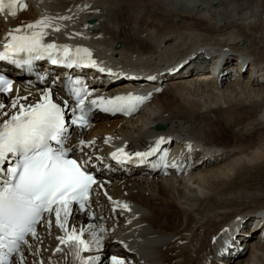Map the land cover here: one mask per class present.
I'll return each instance as SVG.
<instances>
[{
  "label": "bare ground",
  "instance_id": "bare-ground-1",
  "mask_svg": "<svg viewBox=\"0 0 264 264\" xmlns=\"http://www.w3.org/2000/svg\"><path fill=\"white\" fill-rule=\"evenodd\" d=\"M26 5L25 10L16 8L15 18L0 17V29L51 18L61 30H46L45 43H85L95 52L96 66L106 67L108 74L133 68L165 76L187 59L205 61L209 56L215 61L225 56L226 64L220 67L223 73L235 69L227 65L229 54L241 55L252 64L234 77L224 75L220 84L207 69L200 75L147 83L148 93H133L149 97L139 115L93 117V125L81 133L85 140L95 141L87 151L93 157L90 163L96 162L95 170L100 171V184L89 201L93 218L74 208L70 226L96 225L84 239L90 240L91 231H96L103 240L99 250L81 253L82 257H99L97 264H110L112 255L122 257L125 264H264V235L253 230L254 224H243L239 234L227 240L225 233L236 219L264 211L261 191L234 185L253 180L255 168L264 169V0H26ZM192 39L196 46L188 48ZM145 60L150 65H141ZM200 78L212 81L213 86L201 83ZM120 81L93 90L118 93L136 87ZM43 93L42 89H22L4 94L0 102L10 107L14 98L28 97L19 100L27 106L39 101ZM159 135L180 144L167 151L178 152L182 158L187 153L183 143L193 149L201 145L204 150H215L209 162L201 160L203 154L173 163L171 156L167 164L189 163L191 171L169 170L167 174L151 163L123 168L100 157L119 145L126 151L145 147ZM164 141L166 151L168 142ZM7 167L3 165L1 171ZM235 199H247L249 206L230 208L237 205L231 202ZM117 202H128V210L117 207ZM48 218L51 228L41 223L37 230L39 255L31 238V251L22 246L26 264H79L68 249L55 252L56 236L61 233L54 215ZM121 231H126L133 244L122 241ZM15 261L13 256L11 264Z\"/></svg>",
  "mask_w": 264,
  "mask_h": 264
},
{
  "label": "snow or ice",
  "instance_id": "snow-or-ice-1",
  "mask_svg": "<svg viewBox=\"0 0 264 264\" xmlns=\"http://www.w3.org/2000/svg\"><path fill=\"white\" fill-rule=\"evenodd\" d=\"M18 2L20 10H25L27 5L23 0H8L7 4L5 0H0V14H4L7 8L5 19L15 18ZM48 28L53 32L61 30L51 18L11 28L4 37L0 61H7L17 67H31L34 60L47 58L52 64H66L68 67L96 66L87 48L77 47L73 50L68 45L45 43ZM56 52L62 55H54ZM75 84L79 85L80 81H75ZM11 85L10 80L0 77V93H10ZM71 91L75 107L71 109L70 125L84 128L88 124V112L91 111L90 108L86 109L85 101L91 92L83 86H74ZM148 98L129 94L107 100L92 99L88 103L99 106L104 112H130ZM21 99L27 100L28 97L14 98L10 107L0 102V165L6 161L11 163L0 174V264H10L9 258L13 256L16 257L15 264H26L22 246H26L29 251L33 247L28 237L36 242V254L39 255L41 241L37 225L43 223L50 229L52 221L48 217L53 215L55 227L61 233L56 236L58 245L55 252L68 249L79 264H97L99 257L85 258L81 255L93 248L99 250L102 247L103 237L96 231H91L90 240L84 239L85 233L95 229L96 225L89 224L81 228L70 226L75 211L73 205L77 206L80 213H86L89 219L93 218L89 200L96 180L87 170L90 158H72V149L65 146L70 136L69 123L65 120L68 103L65 101L61 105L54 102L51 90L45 91L35 104H19ZM6 107H9L8 111L4 110ZM94 143L80 140V151L83 152L84 148ZM162 143L165 141L160 139L156 141V147L148 152H137L136 156L147 158L159 151ZM123 152L122 148L118 149V153ZM166 156L165 152L161 159ZM112 158L121 162L117 153H113ZM116 206L128 210L126 204L117 202ZM104 231L103 227L99 228L100 233ZM109 261L110 264H125V260L117 255H112Z\"/></svg>",
  "mask_w": 264,
  "mask_h": 264
},
{
  "label": "rangeland",
  "instance_id": "rangeland-1",
  "mask_svg": "<svg viewBox=\"0 0 264 264\" xmlns=\"http://www.w3.org/2000/svg\"><path fill=\"white\" fill-rule=\"evenodd\" d=\"M188 42V41H187ZM191 42H192V44L191 45H189L188 46V48H192V47H195L196 46V42H195V39H192L191 40ZM198 44V43H197ZM235 54H236V52H235ZM141 65H143V66H147V65H150L149 63H148V60H145V61H143L142 63H141ZM262 171V170H261ZM261 171H259V169L258 168H255L254 169V172H253V176H254V178H252L253 180H249L248 182H246V183H238V182H235V186L236 187H240V186H242V187H246V188H248V189H250V190H253V189H256V190H259V191H261V195H263V197H264V169H263V171L261 172ZM237 181V180H236ZM239 185V186H238ZM245 200H247V199H235V200H233V201H231L232 203H235V204H237V205H231L230 206V208H233V207H236V206H241V207H239V208H241V209H243L244 207H247V206H249V202H247V201H245ZM256 200H258V199H256ZM255 200V201H256ZM264 200V199H263ZM239 201V202H238ZM241 201L243 202V201H245V203H242V204H240L239 205V203H241ZM229 202V201H228ZM224 204H227V202H225ZM219 208H222V207H220L219 206ZM227 208V207H226ZM230 208H229V210L227 209V210H225V209H218V212H220V213H224V212H228V211H230Z\"/></svg>",
  "mask_w": 264,
  "mask_h": 264
}]
</instances>
